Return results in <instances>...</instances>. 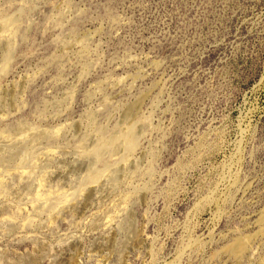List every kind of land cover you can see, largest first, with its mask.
I'll use <instances>...</instances> for the list:
<instances>
[{
	"label": "rangeland",
	"instance_id": "374dc122",
	"mask_svg": "<svg viewBox=\"0 0 264 264\" xmlns=\"http://www.w3.org/2000/svg\"><path fill=\"white\" fill-rule=\"evenodd\" d=\"M263 215L264 0H0V264H264Z\"/></svg>",
	"mask_w": 264,
	"mask_h": 264
},
{
	"label": "bare ground",
	"instance_id": "6f19581e",
	"mask_svg": "<svg viewBox=\"0 0 264 264\" xmlns=\"http://www.w3.org/2000/svg\"><path fill=\"white\" fill-rule=\"evenodd\" d=\"M98 152H99V149H98ZM264 216V215H263ZM263 220H264V217H263ZM238 251H240V250H242V247L241 246H239V247H237L236 248Z\"/></svg>",
	"mask_w": 264,
	"mask_h": 264
}]
</instances>
